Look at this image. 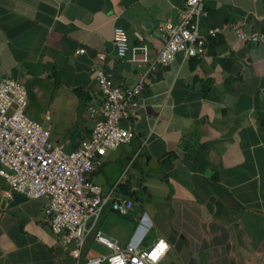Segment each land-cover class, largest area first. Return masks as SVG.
Listing matches in <instances>:
<instances>
[{"label": "crops", "instance_id": "1", "mask_svg": "<svg viewBox=\"0 0 264 264\" xmlns=\"http://www.w3.org/2000/svg\"><path fill=\"white\" fill-rule=\"evenodd\" d=\"M185 1L0 0V82H22L28 109L44 107L32 119L74 151L103 101L96 70L133 86L162 47L160 26L177 23ZM205 4L203 35L227 24L264 32V0ZM115 27L129 37L125 60ZM207 48L151 71L122 121L133 139L99 157L91 175L104 197H130L134 207L121 215L109 201L96 228L123 247L164 238L159 264H264V46L226 28ZM48 204L13 192L0 175V264H82L109 253L90 233L77 259L45 220Z\"/></svg>", "mask_w": 264, "mask_h": 264}, {"label": "built area", "instance_id": "2", "mask_svg": "<svg viewBox=\"0 0 264 264\" xmlns=\"http://www.w3.org/2000/svg\"><path fill=\"white\" fill-rule=\"evenodd\" d=\"M206 15L205 0H186L178 22L160 26L162 47L133 86H117L103 70H96L103 101L90 109L94 121L90 137L71 152L52 140L49 127L28 116V90L22 82L14 78L0 82V175L13 192L49 201L45 220L64 244L74 246L72 252L77 259L90 233L108 248L109 253L89 257L82 264H159L169 251L164 238L146 249L132 244L123 247L97 229L101 211L109 201L113 200V210L121 215H126L134 202L104 197L102 187L92 181L91 175L99 157L133 139L134 132L122 121L136 110L138 96L158 63L168 65L179 52L186 58L203 57L208 52L207 38L217 37L226 28L234 30L241 41L264 46V32H247L237 24L213 27L206 35L201 34L200 24ZM113 42L118 58L125 60L130 51L127 32L115 27Z\"/></svg>", "mask_w": 264, "mask_h": 264}, {"label": "rangeland", "instance_id": "3", "mask_svg": "<svg viewBox=\"0 0 264 264\" xmlns=\"http://www.w3.org/2000/svg\"><path fill=\"white\" fill-rule=\"evenodd\" d=\"M43 110H44V107L41 105V103H39L37 107L35 105L30 106V110L27 109V114L29 117L33 118L34 117L33 113L41 112Z\"/></svg>", "mask_w": 264, "mask_h": 264}, {"label": "trees", "instance_id": "4", "mask_svg": "<svg viewBox=\"0 0 264 264\" xmlns=\"http://www.w3.org/2000/svg\"><path fill=\"white\" fill-rule=\"evenodd\" d=\"M124 191V190H123ZM124 196H126V197H128V196H131L130 194H129V190L127 191V192H125L124 193ZM123 198H125V197H123ZM130 198V197H129ZM129 198H126V199H129ZM116 212V211H115ZM118 213V212H117ZM119 214V213H118Z\"/></svg>", "mask_w": 264, "mask_h": 264}]
</instances>
